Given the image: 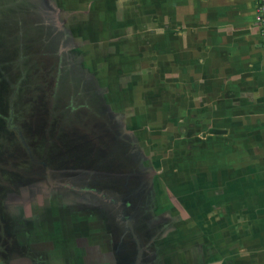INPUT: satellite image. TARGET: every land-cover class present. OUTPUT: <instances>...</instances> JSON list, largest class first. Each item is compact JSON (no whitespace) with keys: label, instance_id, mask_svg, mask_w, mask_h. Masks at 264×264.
I'll return each instance as SVG.
<instances>
[{"label":"rangeland","instance_id":"rangeland-1","mask_svg":"<svg viewBox=\"0 0 264 264\" xmlns=\"http://www.w3.org/2000/svg\"><path fill=\"white\" fill-rule=\"evenodd\" d=\"M163 1L0 0V264H110L108 250L116 264H162L169 253L187 263L180 231L194 220V181H183L193 170L183 161L194 151L181 141L193 122L179 127ZM55 33L61 41L46 42ZM71 58L89 84L70 83ZM92 92L101 112L79 105ZM140 212L158 223L135 261L123 218Z\"/></svg>","mask_w":264,"mask_h":264},{"label":"crops","instance_id":"crops-1","mask_svg":"<svg viewBox=\"0 0 264 264\" xmlns=\"http://www.w3.org/2000/svg\"><path fill=\"white\" fill-rule=\"evenodd\" d=\"M258 1H163L168 6L162 57L171 66L176 51L179 127L191 113L193 122L185 125L181 141L194 151L191 161H183L184 168H193L183 181H194L195 213L192 221L183 218L180 231L186 264L190 259L264 264V44ZM181 205L178 212L185 216Z\"/></svg>","mask_w":264,"mask_h":264},{"label":"flooded vegetation","instance_id":"flooded-vegetation-1","mask_svg":"<svg viewBox=\"0 0 264 264\" xmlns=\"http://www.w3.org/2000/svg\"><path fill=\"white\" fill-rule=\"evenodd\" d=\"M34 30V29H33ZM32 31V30H31ZM52 38H56L55 40H56V42H59V41H61V40H59V38H58V34L56 35V33L54 34V35H51V36H48V38H47V40H46V42H48V41H52L51 39ZM45 42V43H46ZM59 45V44H58ZM23 51V50H22ZM72 59L73 58H71L70 59V63H69V67H70V72H69V74L68 75H70L72 72V74L70 75L72 78H71V80H70V83L71 84H73V83H75V82H77L78 84H85V83H88L87 82V80L84 78V76L82 75V74H80L79 76L77 75V71H74L73 69V63H72ZM69 76V77H70ZM89 84V83H88ZM81 87H84V85H82ZM93 94H90V95H88V96H86V97H83V101L79 104V105H81L82 104V106H85L86 108H89V110L92 112V113H98V112H101V109H102V106H101V100L97 97V93L96 92H92ZM55 97V96H54ZM89 101H92L91 102V104H93L94 106H92V107H88V105L87 104H89ZM85 103H87V104H85ZM100 114V113H99ZM98 115V114H97ZM86 119V118H85ZM41 165H43V163L41 162ZM44 169H45V171H47V167H45L44 166ZM137 173H136V176L137 175H140L142 178L143 177H145L144 176V174H145V172H144V170L141 172V173H139V171H136ZM113 174H116V172H114ZM131 177L132 176H135V173H130L129 174ZM113 176V175H112ZM119 176H121V174L119 175ZM116 177H118V176H116ZM130 177V178H131ZM120 178H122V177H120ZM49 178H47V180H48ZM49 184H50V179H49ZM102 183H103V181H102ZM105 183V182H104ZM52 184V183H51ZM86 184V183H85ZM86 187H85V189L84 190H86V191H88V192H93V193H95V194H97V195H100L101 197L103 196L102 194V192H100V191H98V190H95V189H93L92 187H90V185L87 183L86 185H85ZM79 190H81V189H79ZM82 191V190H81ZM105 199V198H104ZM105 201L106 202H111V203H113V204H115L116 202L115 201H113L112 199H109V198H107V199H105ZM122 202H124V207H127V208H131L132 207V209H133V205L130 203V204H128V202L127 203H125V201H127V200H125V201H123V200H121ZM121 202V203H122ZM128 204V205H127ZM115 209H116V204H115V207H114ZM117 210L118 209H116L115 210V213H117ZM124 214V213H123ZM125 215V214H124ZM127 215V214H126ZM123 220H125L126 222H127V226L129 227V234H130V237H131V239H132V241L134 242V245H135V251L137 252L135 255L136 256H138V257H136L135 258V261L137 260V259H140L141 257H140V255H139V251H140V249L141 248H139V244L141 243V241H142V238H143V236L144 235H148L149 237H150V241H151V239L153 238V236L151 237L150 236V233L152 232V235H155V233L153 232V228H154V226H156L157 225V223H158V220H156V219H152V217L150 216V214H145V213H141L140 212V214L138 215V216H136V217H130L129 216V214L126 216V217H124L123 218ZM166 220H168V218L166 219ZM162 222V223H161ZM89 224V222H88V219L87 220H84L83 221V224ZM160 225H159V228L158 229H160V235H163V233L166 231L165 229H167V226H168V224H167V221L166 222H164L163 220H161L160 221ZM159 235V234H158ZM154 239V238H153ZM107 252V251H106ZM110 254H109V253ZM108 252H107V254H108V256H109V258H108V261L110 262V264H116V262H115V260H114V256H113V253H112V251L111 250H108ZM87 253H89L90 255H92L93 254V252H92V250L91 249H87ZM179 258V257H178ZM99 262H97V264H98ZM100 264V263H99ZM162 264H183L182 263V261L180 260V258H179V260L176 258V256H174V253H172V254H170L169 253V256L167 255V257L164 259V260H162Z\"/></svg>","mask_w":264,"mask_h":264},{"label":"built area","instance_id":"built-area-1","mask_svg":"<svg viewBox=\"0 0 264 264\" xmlns=\"http://www.w3.org/2000/svg\"><path fill=\"white\" fill-rule=\"evenodd\" d=\"M257 21L260 24V31L263 37L264 44V0H259L256 6Z\"/></svg>","mask_w":264,"mask_h":264},{"label":"water","instance_id":"water-1","mask_svg":"<svg viewBox=\"0 0 264 264\" xmlns=\"http://www.w3.org/2000/svg\"><path fill=\"white\" fill-rule=\"evenodd\" d=\"M147 173H150L151 174V172L147 169ZM150 181H151V179H150Z\"/></svg>","mask_w":264,"mask_h":264}]
</instances>
